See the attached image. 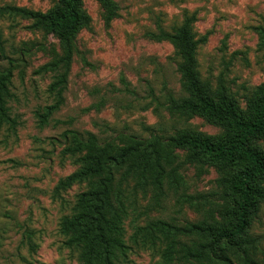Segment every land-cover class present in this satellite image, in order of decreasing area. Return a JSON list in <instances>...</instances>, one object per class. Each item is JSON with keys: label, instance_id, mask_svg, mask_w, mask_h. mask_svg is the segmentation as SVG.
<instances>
[{"label": "rangeland", "instance_id": "rangeland-1", "mask_svg": "<svg viewBox=\"0 0 264 264\" xmlns=\"http://www.w3.org/2000/svg\"><path fill=\"white\" fill-rule=\"evenodd\" d=\"M113 1L117 17L108 21L96 0H83L90 21L72 42V62L66 69L61 40L13 10L48 14L59 0H0V67H7L9 59L16 61L8 102L14 124L0 129V264H81L60 227L89 189L77 183L57 191L61 181L82 167V156L66 151V132L91 133L117 148L126 145V136L224 134L200 116L181 117L166 107L168 94L177 99L186 94L181 58L170 42L156 39L160 30L172 32L192 19L196 38L205 41L197 53L202 79L215 91L223 79L243 110L246 98L264 84V0ZM63 74L67 84L57 87ZM50 108L54 110L43 123ZM257 146L264 151V139ZM177 156L184 180L179 191L169 185L161 191L129 186L127 249L119 264L160 262L164 246L152 238L153 223L184 228L220 219L211 206L207 214L197 213L181 195L182 190L188 195L218 191L221 173L188 163L185 152ZM248 234L257 241L250 254L264 264V204ZM229 254L235 264H243L233 251Z\"/></svg>", "mask_w": 264, "mask_h": 264}, {"label": "trees", "instance_id": "trees-1", "mask_svg": "<svg viewBox=\"0 0 264 264\" xmlns=\"http://www.w3.org/2000/svg\"><path fill=\"white\" fill-rule=\"evenodd\" d=\"M96 1L108 21L117 17L113 0ZM13 10L33 20L35 28H43L61 40L66 50L62 63L69 69L72 42L90 21L83 11V0H59L48 14ZM260 35L264 52V29ZM156 39L170 42L181 58L179 73L186 96L177 99L168 94L166 107L181 117L200 116L208 124L222 128L224 134L209 137L180 132L174 137L151 135L149 139L126 136V145L117 148L114 142L101 143L91 133L66 132L64 137L70 143L66 151L81 155L82 167L61 181L57 191L77 183H86L89 189L79 196L75 213L62 220L61 232L69 239L67 245L78 251L81 264H119V256L127 249L124 223L128 217L129 186L134 183L135 188L153 186L161 191L169 185L179 191L184 184L177 156L180 151L188 154V163L212 166L221 173L218 191L188 195L182 190L181 195L197 213L207 214L211 206L220 219L184 228L166 222L153 223L152 238L164 246L158 264H235L229 251L237 254L243 264H259L249 252L257 241L249 236L248 230L264 204V151L257 146L264 139V84L246 98V110L228 93L223 79L219 80L218 89L213 90L199 71L198 47L205 41L196 38L192 19L172 32L160 30ZM8 62L7 67H0V129L14 124L8 102L16 61ZM67 81V75L63 74L57 87ZM123 84L131 92L125 81ZM53 110L50 108L42 117L43 123ZM179 237L191 241L183 244Z\"/></svg>", "mask_w": 264, "mask_h": 264}]
</instances>
